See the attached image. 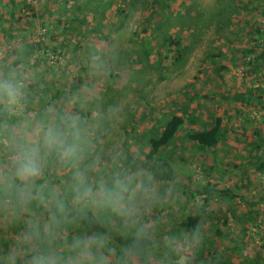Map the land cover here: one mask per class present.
Masks as SVG:
<instances>
[{"label":"rangeland","instance_id":"obj_1","mask_svg":"<svg viewBox=\"0 0 264 264\" xmlns=\"http://www.w3.org/2000/svg\"><path fill=\"white\" fill-rule=\"evenodd\" d=\"M26 4L31 8L24 0H0V76L23 80L27 94L28 86H34L26 111L35 119L54 121L58 110L77 117L99 158V179L106 184L111 176L120 179L114 168L123 166L133 187L142 184L152 190L139 198L141 222L147 236L160 238L166 248L157 254L147 249L144 259L130 254L128 263L118 258L123 250L109 242L104 251L108 263L264 264V173L252 169L250 153L254 133L264 137V65L257 72L253 67L264 50V32L257 30L264 29V0ZM169 38L180 46H170ZM245 95L251 99L243 100ZM172 113L185 118L194 114L195 122L186 124V131L222 118L224 141L200 152L182 132L164 151L163 171L170 179L154 174L158 160L148 169L137 163L131 173L136 157L140 154L146 161L149 153L146 143L140 148L142 141ZM53 164L59 167L54 189L61 192L70 171L60 161ZM5 170L0 163V171ZM44 178L37 183H45ZM208 184L229 188L237 197L207 207L210 217L206 215L200 235L176 228L172 236L180 220L203 205L204 196L191 200V192ZM27 205L0 200V264H11L12 257L16 264H26L20 245L27 225L46 219V214L34 218ZM238 217L245 231L233 222ZM107 225L116 234H130L115 217H109ZM77 227L74 230H80ZM32 245L34 253V237ZM170 249L177 258L167 259Z\"/></svg>","mask_w":264,"mask_h":264},{"label":"clouds","instance_id":"obj_2","mask_svg":"<svg viewBox=\"0 0 264 264\" xmlns=\"http://www.w3.org/2000/svg\"><path fill=\"white\" fill-rule=\"evenodd\" d=\"M27 108V85L23 80L0 76V200L36 202L46 219L33 222L36 249L32 264H108L104 251L109 236L99 232L66 234L84 221L115 217L136 241L148 235L141 222L139 198L152 191L123 176L106 184L97 176L98 156L75 115L64 113L54 121L35 119ZM66 164L70 179L61 192L46 183L51 160ZM139 189V192L137 191ZM11 264H16L12 257Z\"/></svg>","mask_w":264,"mask_h":264},{"label":"trees","instance_id":"obj_3","mask_svg":"<svg viewBox=\"0 0 264 264\" xmlns=\"http://www.w3.org/2000/svg\"><path fill=\"white\" fill-rule=\"evenodd\" d=\"M28 0H24V5L27 9H30L31 7L26 4ZM258 32L262 35L264 32V29H260L257 27ZM167 42L170 46H180V42L174 40V39H167ZM34 49H31L33 51ZM177 60L179 61V58L177 57ZM254 68L257 72L261 69V67L264 65V50L262 53L255 59L254 61ZM255 72V73H256ZM34 86H28V94H27V102L31 101L32 94L30 91H33ZM76 89V87L74 88ZM261 92V90H259ZM249 95V94H248ZM248 95L243 96L244 98L249 100L251 99ZM251 96V95H250ZM257 97V96H256ZM249 98V99H248ZM49 98H46V103H49ZM150 114V113H148ZM148 114H145L148 116ZM62 115L61 110L57 111L54 115L56 118ZM47 117V115H46ZM145 117V116H144ZM0 119H4V114L0 113ZM194 114L190 113V117L185 118L183 115H178L176 113H172L167 119L162 120L163 122H156L157 124L154 125L155 127L151 128V133L147 136L145 140L142 141L141 149H144V143L148 146L149 153L146 155V161H143L140 158V154L138 157H136V164L132 165V169L130 172L137 168L138 164H143V167L147 168L148 165L152 160H158L161 161V164H157L152 167L153 172L156 176H160L164 179H170V177L163 171L165 167H167L165 163L164 158V151H168V147L172 145L182 134V132H186L184 135V138L188 141H191L194 146L199 150L200 152H207L213 149H216L219 144H221L222 141H224L225 134H224V128H223V120L222 118L218 117L212 120L210 123H203L201 129L196 130H188L186 131V124H190L192 122H195ZM196 119V118H195ZM141 136V135H139ZM255 140L250 143V153L254 154V164L252 166V169L259 171L260 173H264V137L261 135L260 132L254 133ZM142 139V137H141ZM57 163L59 160L53 159L51 160L47 174L45 176L46 184L50 188L56 187V182H59L56 176V171L59 168L57 164H53V162ZM148 169V168H147ZM151 170V168H150ZM114 171L116 173H119L121 177L125 176L124 168L123 166H120L119 168H114ZM114 182L112 176H111V182L112 184ZM44 184V183H43ZM201 196L203 198V205L200 207L199 210L195 213H188L183 217L182 220H180L179 227H174L172 230V236H175L177 231H185L190 236L200 235L199 233L202 232L203 225L205 224V218L210 217V214L206 211L207 207L215 202V201H224V202H231L234 200L237 196L232 192L229 188H218L216 185L208 184L205 187H198L194 190V192H191V200H195L196 197ZM32 204L28 203L27 208L32 209L34 211V218L43 217L45 214V209L43 206L39 205L36 202H31ZM32 205V206H31ZM252 207L256 206V203H250ZM252 211L249 212V215L252 216ZM109 217H102L101 221H95V222H89L84 221L82 224L78 225V229L80 230H73L70 231L71 235H74L76 233L85 232L89 235L92 234V232H99L102 234H107L109 236V242L114 243L120 248V251L123 250V252L118 253V258L121 261H125L129 263L128 257L130 254H137L141 255V259L145 258V252H147V249H153L154 252L161 253L160 248H166L161 247L160 245V238H154V237H146L144 239H141L139 241H136L134 237L131 234H116L111 231L110 227L107 225ZM229 218L226 217V223L229 221ZM35 219L27 225V231L25 232V238L22 244L20 245V249L24 252V261L26 264H29V261L31 259V255L33 253V245H32V238L33 236V222ZM233 222L241 227L242 231L244 230L243 226V220H241L240 217L236 218V220H233ZM179 230H177V229ZM216 233L219 235H222V233L219 230H216ZM172 239V237H171ZM264 240V237H263ZM117 249V247H116ZM198 255L201 257L203 256V252H197ZM109 254H107L108 256ZM177 256H175L170 249L168 251V260L175 259ZM164 260V259H163ZM206 262V261H205ZM207 263V262H206ZM110 264V263H108Z\"/></svg>","mask_w":264,"mask_h":264}]
</instances>
